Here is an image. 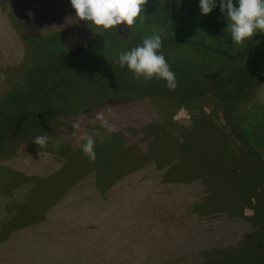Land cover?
I'll use <instances>...</instances> for the list:
<instances>
[{"label":"rangeland","instance_id":"obj_1","mask_svg":"<svg viewBox=\"0 0 264 264\" xmlns=\"http://www.w3.org/2000/svg\"><path fill=\"white\" fill-rule=\"evenodd\" d=\"M13 1L18 6L21 22L27 25L34 21L29 24L32 30L42 34L59 30L78 18L75 10L61 9L54 0ZM198 9V0H179V3L177 0H146L145 19L137 18V23L131 27L134 38L139 36V32L136 33L138 25L143 28L152 22L156 28L164 27L159 34L166 40L174 36L187 41L181 46L172 45L164 55L176 59L170 68L176 79L174 90L166 89L164 80L155 78L148 81L138 79L140 83L136 89L161 88L169 92V98H179L177 96L182 94L189 97L209 88L214 89L211 93L218 96H233L225 86L234 78L241 76L242 80H246L250 75L257 80L264 73L261 72V68L264 69V41L262 45L255 44L252 57L241 59V63L244 59L242 69L237 58L227 57L225 53L236 54L247 41L240 45L231 42L218 2L210 13L194 20ZM10 19L0 12V97L10 87L20 63L26 59L25 49L18 43L17 29L9 23ZM172 30L177 35L172 34ZM202 30L207 33L202 35ZM106 31L107 44L102 51L104 58L95 61L101 70L96 79L101 83L118 80L121 73V67L116 62L117 55L112 51L116 38L120 39L114 36L119 33L118 29ZM202 38H209L211 46L221 53L225 52L224 55L206 59L200 43ZM127 40L122 37L121 42L116 44H125ZM97 42L99 39L93 40L90 54L95 51ZM79 44L81 42L70 46L74 47L73 51L81 46L83 49V45ZM95 91L90 86L83 91L87 105L101 100ZM253 93L252 100L234 109V123L239 130L236 132L245 137H242V142L230 133L219 109V98L207 94L190 102L146 95L123 106L101 109L96 113L103 114V122L96 119V113L83 122L79 120V130L74 132L72 128L66 135L51 138L52 149L47 154L30 153V141L26 143L21 150L12 153L10 159L0 161V183L21 168L27 173L42 172L43 177H52L45 180V184L59 186L61 180L57 173L61 167L57 168L59 162L56 155L60 144L69 142L75 145L76 153L85 155L80 148L83 143L80 137L89 134L96 140L94 151L98 153L99 164L82 174L73 190L48 209L50 217L45 223L38 219L25 230L21 226L12 228L9 216L23 202L27 183H19L5 193L0 191V230L4 229L0 236V264H195L196 261L202 264H264V240L260 239L264 221L254 224L263 216V211L259 212L257 219H249L250 222L235 215L238 213L251 218L264 198V178L260 173L264 168V84ZM201 115L210 120H201ZM157 120L171 123L170 134L175 136L174 146L177 147L174 154H168V157L175 156L170 159L172 162L160 160L162 167L157 158L149 161L150 148L146 151L148 156L137 155L133 159L136 152L134 142L145 146L156 137V133L147 129L137 132L138 129L153 126ZM109 126L113 129L111 133L107 132ZM124 134L128 142L125 149L133 151L122 156ZM118 148L121 151L116 154L117 162L122 169L130 170L118 177L120 181L117 184L121 185L116 188L111 186L105 193L100 191L102 195L99 197V192H92L90 188L98 189L102 179L112 171L113 163H116L112 153ZM254 150L257 153L251 154ZM153 154L158 155L156 152ZM145 160L148 164L139 172L141 176H136L137 169L132 170V166ZM120 195L124 199H119ZM216 198L228 202L227 205L223 202V206L235 208L233 213L227 208L224 212L221 208L216 209L221 206L211 202ZM196 199L203 203L199 202L195 213H191L190 205ZM125 200L131 202L123 203ZM231 201L235 203L234 207ZM88 203L92 205L86 209ZM97 206L101 216L98 222L89 216ZM122 209L135 213L122 220L115 215ZM65 214L69 220L63 218ZM200 214L212 219H204ZM220 214L224 216L220 217ZM63 224H69V227L64 228ZM57 225L59 229H53ZM134 227H138L136 236L131 229ZM6 231L13 233L11 240H5L9 236ZM88 232L89 236L83 239ZM238 240L241 241L238 243ZM69 243L72 246H68ZM213 245L216 249H212L211 255L203 251ZM230 246V252L226 251ZM71 251L79 254L73 256ZM112 256H116V262L110 261Z\"/></svg>","mask_w":264,"mask_h":264},{"label":"trees","instance_id":"obj_2","mask_svg":"<svg viewBox=\"0 0 264 264\" xmlns=\"http://www.w3.org/2000/svg\"><path fill=\"white\" fill-rule=\"evenodd\" d=\"M54 2L60 5L59 7L61 9L70 12L74 11L69 3V0H54ZM17 9L18 6L13 0H0V12L1 14L4 13V15L11 18L9 23L16 27L17 33L19 34L17 36L18 43H20L21 47L25 49L26 53V59H23L24 61L20 63L18 70L11 81L10 87L0 97V161L5 162L10 159L12 153L21 150L29 141L30 146L28 148L30 153L47 154L52 149L51 138L57 135H66V133L72 130L71 124H73V122L77 120H81L83 122L87 119L86 117L93 116L101 109L123 106V104L137 101L146 95L152 97L163 96L166 99H173L177 102H190L194 99L206 96L207 94L215 96L221 101V107L219 109L221 110L223 118L230 129V133L235 136L238 141H243L242 137L244 135L242 136L240 132L239 135L236 132L239 130H237V126L234 123V109L237 108L239 104H244L245 102L252 100V95L254 94L253 91L257 87L264 84V73H261V76L257 80H254L250 75H248L246 80H242L241 76L236 77V79L234 78L225 86V89H228L227 92L231 95L234 94L233 96L226 94L218 96L216 93H211L214 89L212 90L207 86L209 89H206L199 94H192L189 97H185L182 94L181 97L179 95L177 96L179 98H169V92L161 88L157 90H147L145 88L136 89L137 84H139L140 81H138V79H134L133 75L131 76L132 72L126 67L121 68L118 80L116 79L108 83H101L96 79L97 76L100 75L101 70L98 66H96L95 61H99L98 58H104L102 51L106 49L107 44L104 36L106 35V30L101 31V33H96V30L91 28L92 25L90 23L88 24L87 21L76 18L72 20L70 24L60 28L59 30L57 29L50 33L42 34L32 30L31 25L29 24H32L34 21L27 23V25H25L24 22H21L20 12L17 11ZM202 16L203 15L198 9L194 20L197 18L201 19ZM143 19H145V16ZM151 23L152 22L145 24L143 28L138 25L136 33L139 32V36H136L135 38L133 36L134 30L129 29L128 31V27L123 23L121 25H117L116 29H118L119 33L114 36H119L120 39L116 38V43L121 40L122 37L128 38V40L126 41L127 43L122 45H117L114 42V48L112 51H114L117 55L119 51L130 49L140 44L142 37L152 35L153 33L159 34L164 31V27L156 28ZM23 24L25 25V28L23 27ZM146 29H148L147 32L145 31ZM202 31V35L207 33L205 30ZM172 34L177 35V32L172 30ZM136 38L138 39L135 40ZM97 39H99V43L97 42L95 51L90 54L89 52L93 44V40L96 41ZM202 39L203 40L200 43L203 45V53L206 59H208L207 57L215 58L220 54L224 55L225 52L221 53L220 50L218 51V49L211 46V40L209 38ZM186 41L187 40L181 37L177 38L173 36L170 40H166V38L161 37V51L164 55H166V49L172 48V45L181 46L180 44H186ZM263 41L264 34L257 33L250 38V40L245 43V46L238 50L236 54L231 56V54L225 53V55L227 57L237 58L239 60L240 68L242 67L243 69L244 59L250 56L252 57L256 48L255 44L262 45ZM78 42H81L79 46L83 45V49H81V46L79 49L73 51L74 47H71L70 45L78 44ZM168 44L171 45L169 46ZM97 54L99 57H97ZM165 58L169 63L170 68L176 63V59H171L169 57ZM242 58L244 59L241 63L240 61ZM112 62H115V60ZM261 72H264L263 68H261ZM163 82L165 84V81ZM94 84H96V86H93ZM88 86L94 88L96 90L95 92H98L100 95L101 100L95 104L87 105L85 102L87 100L85 99L83 91L87 90ZM182 97H185L186 99H181ZM201 117V120L207 118L204 115H201ZM207 119L210 120L209 118ZM170 124L165 121L161 122L157 120L153 123V126H148L142 130L138 129L137 132L147 129L149 132L156 133V137L153 142L149 145L147 143L145 146L134 142L133 147H135L134 149H136V152L133 155V159H136L137 155L148 156L146 151L147 148H150L149 161H151V158H157L159 160L158 162L160 167H162L160 160L172 162L170 159H173L175 156L168 157V154H174L177 147L174 146L175 136L170 134ZM38 135H46L48 137L44 147H40L33 142V137ZM126 136L127 135L125 134L123 136V143L125 144H123L124 152L121 153L122 156L133 151V149H125V145L128 144ZM243 138L245 139V137ZM74 146L75 145L69 142H64L59 146V151L56 155L57 161L59 162V166L57 168H61L58 170L57 176L61 181L60 185L57 187H50L45 184V180H50L52 177H43V173H38L37 171L27 173L21 168L17 169V171L7 179H3L2 183H0V191L4 193L8 192L19 183L26 182L28 185L27 194L25 195L23 202L18 204L16 208L11 211L9 216V223L12 228L13 226H21V228H24L23 230H25V228H28V225L35 224L38 219H40L39 222L45 223L48 217H50L47 214L48 209L54 204L59 203L61 198L73 190L82 174L85 175V173L98 166V153H96L95 160L90 161L86 155L76 153ZM120 151L121 149L118 148L112 153L113 159L116 163H113L112 171L108 172V176L102 179L98 189L93 187L90 188L92 192H99V197L102 195L100 191L105 193L111 186L112 188H116L121 185L122 183L117 184V182L120 181L118 180V177L126 174V172L130 170L126 168L122 169L120 163L117 162L119 160L115 157L116 154H120ZM154 152L158 155H154ZM256 153L257 152L255 150L251 152V154ZM147 160L144 162L139 161L138 164L132 166V170L137 169L136 176H141L139 172L142 171V168L146 164H148L145 163ZM260 173L264 178V168H262ZM103 180H105V182ZM115 184L117 185L114 187ZM44 185L46 188H44ZM40 192H42V194H40ZM119 199H124V196L120 195ZM126 201L129 203L131 202L130 200H125L123 203ZM199 202V199L192 201V205H190L189 208L191 213H195L196 209L200 206ZM211 202L221 205L216 209L221 208L223 212L227 208L226 206H223V202H225V204L228 203L224 199L216 198ZM231 202L234 207L235 203L233 201ZM200 203L203 202L201 201ZM87 205L89 206L87 207ZM87 205H85L86 209L91 208L92 204L88 203ZM253 206L255 207V204H253ZM227 209L229 212L233 213L235 208L228 207ZM98 210L99 208L97 206L94 208V213L89 215L90 218L95 219L96 222H98V220L101 221V216L98 214ZM260 211H263V216L257 221H254V224L258 225L262 224L264 221V198L259 202V206L255 208V214L254 216H251V218L249 216L243 217L238 213L234 214L236 216H240L244 220L248 219L249 221V219H257V215ZM132 213L135 212L127 210L123 211L122 209L121 211L116 212L115 215L120 216L122 220H124L126 217L131 216ZM200 216L204 219H212V217H207L203 214H200ZM222 216L224 215L220 214V217ZM63 218L68 220L70 219L67 214H65ZM61 226L68 228L69 224H63ZM53 229H59L58 225L53 227ZM131 229L136 232V236L138 233V227ZM66 231L69 230L67 229ZM6 232L9 236L5 240H11V234L13 233L10 231ZM2 233H4V229L0 230V236ZM89 233L90 232L85 234L83 239L87 238ZM37 237L41 239L46 238L44 236ZM140 238L143 240V236ZM260 239L262 241L264 240V232ZM240 241L241 240H238V243ZM59 243L60 241L58 244ZM68 246L72 245L69 243ZM232 246L226 248V251L230 252ZM212 249L214 250L216 247L214 245L208 248L206 247L203 251H206V253L209 252L211 255ZM71 253L73 256L74 254H79L75 253V251H71ZM61 258L59 260H61ZM205 258H209V256ZM110 261L116 262V256H112ZM196 262H198V264H202V262ZM196 262L195 264H197Z\"/></svg>","mask_w":264,"mask_h":264},{"label":"clouds","instance_id":"obj_3","mask_svg":"<svg viewBox=\"0 0 264 264\" xmlns=\"http://www.w3.org/2000/svg\"><path fill=\"white\" fill-rule=\"evenodd\" d=\"M217 2L221 14L225 16V29L233 44H244L257 33H264V0H235V6L234 0H198L200 13H210L217 6ZM69 3L75 10L76 17L90 23L96 33H101L104 30H116V26L122 23L131 29L137 18H144L146 0H69ZM161 47V35L153 33L142 37L141 43L135 47L119 51L116 62L121 68L126 67L131 71L134 79H162L166 88L174 90L177 86L175 74L170 70ZM96 119L103 122V114L96 113ZM79 127V120L73 122L74 132ZM112 131L110 126L107 127L108 133ZM47 139L46 135H38L32 140L36 145L44 147ZM80 139L83 141L80 145L81 151L90 161L95 160L96 140L93 135L81 136Z\"/></svg>","mask_w":264,"mask_h":264}]
</instances>
